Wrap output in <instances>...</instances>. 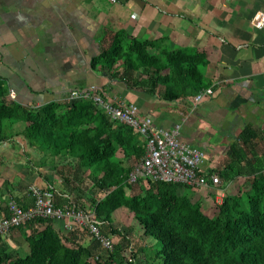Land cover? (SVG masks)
Wrapping results in <instances>:
<instances>
[{"label": "trees", "instance_id": "trees-1", "mask_svg": "<svg viewBox=\"0 0 264 264\" xmlns=\"http://www.w3.org/2000/svg\"><path fill=\"white\" fill-rule=\"evenodd\" d=\"M208 66L206 53L173 50L166 39L140 41L123 32L92 61V68L103 74L107 71L112 81L166 103L195 99L208 91L210 84L204 76ZM83 93L118 106L107 99L104 89ZM9 96L0 80V144L22 139L46 157L72 161L74 166L56 170L78 192L77 200L66 207L92 212L101 236L112 240L113 251H104L99 240L85 241L89 233L79 226L66 230L63 223L37 218L0 236V264H139L140 255L147 264H264V140L256 130L246 128L239 143L230 148L225 165L212 171L224 185L247 177L250 188L227 195L210 216L202 204L189 198L190 188L181 184L140 181L141 193L129 196L128 191L134 189L130 175L145 157L146 145L133 128L114 123L92 99L51 102L32 109ZM20 123L27 125L23 134L8 136L7 128ZM29 166V175H34L43 165L29 161ZM50 187L41 189L55 196ZM83 198L88 199L89 209ZM30 200L20 207L34 206ZM54 203L56 208H65L58 207L56 196ZM119 210L130 213L144 238L154 241L153 246L135 251L132 230L115 225ZM9 216L7 204L0 220ZM14 234L25 239L26 257L12 256L8 238Z\"/></svg>", "mask_w": 264, "mask_h": 264}, {"label": "crops", "instance_id": "crops-1", "mask_svg": "<svg viewBox=\"0 0 264 264\" xmlns=\"http://www.w3.org/2000/svg\"><path fill=\"white\" fill-rule=\"evenodd\" d=\"M260 14L264 0H0V80L15 93V102L32 109L67 102L72 92L104 89L108 100L136 105L157 128L180 126V141L203 151L204 170L212 173L225 165L246 128L264 140V27L255 24ZM120 32L206 53L209 95L200 103L196 98L166 103L94 70L92 61ZM26 127L17 124L7 134L17 137ZM39 152L22 139L0 144V216L11 199L29 204L32 186L50 185L58 207L77 200L75 188L56 173L73 162ZM29 161L43 165L45 181L38 171L29 175ZM243 179L223 185L227 195H236L234 187ZM188 192L203 208L214 202L210 190Z\"/></svg>", "mask_w": 264, "mask_h": 264}, {"label": "built area", "instance_id": "built-area-1", "mask_svg": "<svg viewBox=\"0 0 264 264\" xmlns=\"http://www.w3.org/2000/svg\"><path fill=\"white\" fill-rule=\"evenodd\" d=\"M256 27H264V15H259L255 21ZM97 93V90H94ZM210 92V91H209ZM208 91L201 93L196 102L200 103L209 94ZM10 100L15 101V93H10ZM92 99L97 107L107 114L114 123L125 124L139 135L146 145V155L130 175L129 184L132 187L139 185L140 181L150 184L167 183L181 184L190 190H210L214 193V206L219 207L227 197L223 189V183L218 175L204 170L206 154L183 144L180 139V126L173 130H165L154 126L153 120L141 117L139 108L124 103L115 106L114 103L103 100L98 95L91 93L72 92L67 100L68 103L77 100ZM29 194L34 201V206L24 210L18 203L11 199L8 202L9 218L0 220V236L11 232L15 227H22L29 222L44 218L54 222L63 223L66 230H72L74 226L87 230L92 239L99 240L104 251L112 252V240L103 238L99 231V223L93 217L92 212L76 210L65 207L56 208L55 196L51 191H44L36 186L29 188Z\"/></svg>", "mask_w": 264, "mask_h": 264}, {"label": "rangeland", "instance_id": "rangeland-1", "mask_svg": "<svg viewBox=\"0 0 264 264\" xmlns=\"http://www.w3.org/2000/svg\"><path fill=\"white\" fill-rule=\"evenodd\" d=\"M241 186H243V188L245 190H248L250 188V183L247 181V177H245V179H243L241 181V184L236 185L234 187V190L236 193L239 192V188ZM140 193H141V186H139V185L134 187L133 190L128 191L129 196L139 195ZM188 193L189 192H187V195H188ZM190 196H191V194H190ZM85 197L89 198V196H85ZM86 198H83L82 201L87 204L86 208L89 209L90 206H88V205H90V204H89V202H87L88 199H86ZM203 210L206 213L208 212V214H210V216H213L217 213L216 207L214 206V204L211 205L210 209L207 206L206 208H203ZM114 220H115V225L117 227L121 228L123 231L132 230V233L130 235V241L133 244L135 251H138V250L145 248V247L150 248L151 246L154 245V241H152L151 239L144 238V235H143L144 231L134 221L133 217L130 215V213L127 210H119L118 212H116L114 215ZM14 236H17L16 237L17 239H15ZM89 238L92 239L89 234L84 237L85 241H87ZM8 240H10V242L8 241V245L10 246L13 257H26L29 254L28 245L25 242V239L21 235H17V234L11 235V236H9ZM87 242H91V241L88 240ZM118 243H119V239H115L114 244H118ZM146 260L147 259L145 258V256L140 255L138 257V263L139 264H147Z\"/></svg>", "mask_w": 264, "mask_h": 264}]
</instances>
